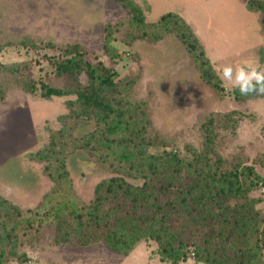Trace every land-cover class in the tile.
Wrapping results in <instances>:
<instances>
[{"label": "rangeland", "instance_id": "rangeland-1", "mask_svg": "<svg viewBox=\"0 0 264 264\" xmlns=\"http://www.w3.org/2000/svg\"><path fill=\"white\" fill-rule=\"evenodd\" d=\"M131 1L142 8L147 24L178 13L198 36L213 68L243 61L264 67V13L249 10L248 0ZM136 34L128 10L116 0H0V70L3 64L24 62L30 80L63 88L67 80L55 74V65L67 46L80 45L88 60L114 73L117 96L131 102L132 111L137 110L132 114L147 124L144 137L156 154L194 159L190 148L204 150L203 124L215 118L216 153L211 156L219 155L229 168H254L248 183L257 185L249 196L259 201L264 218V98L239 102L225 83L220 81L222 90L214 88L178 37L156 41ZM108 38L112 53L105 49ZM19 78L0 74V88L6 89L5 99L0 97V194L21 209L18 250L26 260L6 264H165L153 240L127 256L103 242H57L71 211H82L94 199L98 182L122 167L105 158L98 144L85 147L80 140L97 130L95 115L77 125L72 119L61 135V118L76 96L46 99L39 89L26 92ZM81 81L89 84L86 74ZM233 111L238 112L237 128L225 130L219 116ZM54 133L68 153V171L59 182L42 157ZM179 264L203 263L190 253Z\"/></svg>", "mask_w": 264, "mask_h": 264}, {"label": "trees", "instance_id": "trees-1", "mask_svg": "<svg viewBox=\"0 0 264 264\" xmlns=\"http://www.w3.org/2000/svg\"><path fill=\"white\" fill-rule=\"evenodd\" d=\"M116 1L128 10L137 39L161 41L166 36L178 37L194 57L202 77L214 88L223 89L198 36L178 13H166L147 24L142 8L133 1ZM247 6L251 11L264 13L263 0H248ZM105 49L107 53L114 51L110 38ZM25 66L24 62L3 64L0 74L23 77L18 82L26 92L39 89L46 99L76 96L68 103L70 112L61 118L65 121L61 135L69 130L72 119L77 125L95 115L100 137L95 131L80 140L85 147L98 144L105 158L122 167L98 182L94 199L82 211H71L70 219L65 220L57 235L59 244L103 242L127 256L140 243L153 240L165 264H179L190 253L203 264H264V218L257 208L259 201L249 196L257 185L254 180L248 183L255 170L252 166L243 170L226 167L219 155L213 160L215 118L203 124L207 134L204 150L190 148L194 159L156 154L150 151L153 143L144 137L147 124L132 114L137 110L132 111L131 102L117 96L114 73L102 63L88 60L80 45L67 46L64 58L55 65V74L67 80L66 87L46 81L37 84L27 76ZM82 74L89 78L88 85L82 83ZM5 90L0 88L2 100ZM233 93L239 102L264 98L242 96L237 89ZM237 113L220 115V125L234 131L239 122L234 116ZM57 137L52 134L42 153L50 163L54 181L68 171V153ZM21 215L20 207L0 194V264L26 260L18 250L19 229L24 223L19 219Z\"/></svg>", "mask_w": 264, "mask_h": 264}, {"label": "clouds", "instance_id": "clouds-1", "mask_svg": "<svg viewBox=\"0 0 264 264\" xmlns=\"http://www.w3.org/2000/svg\"><path fill=\"white\" fill-rule=\"evenodd\" d=\"M217 78L237 89L242 96L264 95V67L258 63L243 61L238 65L223 63L213 68Z\"/></svg>", "mask_w": 264, "mask_h": 264}, {"label": "crops", "instance_id": "crops-1", "mask_svg": "<svg viewBox=\"0 0 264 264\" xmlns=\"http://www.w3.org/2000/svg\"><path fill=\"white\" fill-rule=\"evenodd\" d=\"M260 13V12H259ZM264 35V34H263ZM262 43L258 44V46H260Z\"/></svg>", "mask_w": 264, "mask_h": 264}]
</instances>
